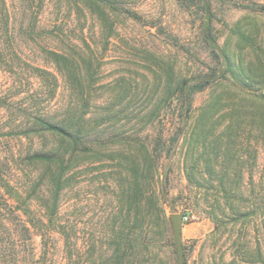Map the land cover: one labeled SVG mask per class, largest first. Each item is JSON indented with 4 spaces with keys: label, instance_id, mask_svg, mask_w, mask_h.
Here are the masks:
<instances>
[{
    "label": "rangeland",
    "instance_id": "1",
    "mask_svg": "<svg viewBox=\"0 0 264 264\" xmlns=\"http://www.w3.org/2000/svg\"><path fill=\"white\" fill-rule=\"evenodd\" d=\"M108 1L96 7L88 0H5L0 264H113L117 255L123 264H177L175 213L195 217L183 224L185 264H264V213L250 222L224 219L217 227L207 201L195 195V180L187 178L190 171L196 178L208 172L199 158L202 147L190 150L192 134H204L210 143L231 133L240 165L220 160L213 169L243 172L242 188L254 190L256 198L242 205L261 201L264 0ZM46 50L82 65L88 104ZM202 77L222 80L196 94L192 118L181 131L174 105H163L166 83ZM74 109L84 114L86 139L96 142L99 154L83 155L56 203L47 167L30 156L62 142L41 127L39 117L61 121ZM135 139L150 147L156 139L165 143L154 188L163 213L142 208L139 227L123 192Z\"/></svg>",
    "mask_w": 264,
    "mask_h": 264
},
{
    "label": "trees",
    "instance_id": "2",
    "mask_svg": "<svg viewBox=\"0 0 264 264\" xmlns=\"http://www.w3.org/2000/svg\"><path fill=\"white\" fill-rule=\"evenodd\" d=\"M88 1L92 2L96 7H99V4H107V2H109L108 0ZM5 6V0H0V16L1 19H5L8 24L9 15L7 14ZM261 10L264 12V7H262ZM206 38L210 45L215 43V40H213L209 33L206 35ZM45 52L52 58L56 67L61 72L65 73L70 78H74H69L70 80H68L77 84L81 89L79 93L80 99L88 104L89 100H87L85 96L82 80L79 79V72L82 65L78 62L69 60L66 56L58 52L51 50H46ZM227 68L229 69L230 66ZM221 80L222 79L202 77L195 83H192L188 79H182L178 82L172 80L167 81L166 87L169 90V94L163 100V105L167 103L168 110H171L174 105V111H178L180 122L183 123V126L180 128L181 131L185 129L190 118H192V109L196 94ZM263 98L264 96L262 99ZM74 111L76 110H73L72 114L74 116H69L61 121L39 117L38 121L41 127L59 136L62 142L54 151L37 152L30 156L33 162L47 167L48 170L46 174L50 177L54 187L53 194L56 203L60 194L67 186V180L69 179L68 175L84 163L85 157H83V155L88 154L95 156L99 154V149L95 147L96 142L90 143L86 139L88 134L84 129L85 127L82 125L83 121L81 122L84 118V114L79 113V111ZM192 136L190 150L195 151L198 150L200 146L202 147V153L199 158L205 161L208 172L196 178V175H193V171H190L187 178L190 183H193L195 180V188L197 189L195 195L207 201L208 215L215 222V225L219 227L224 222V219L233 221L235 224L240 220H248V222H250V220L255 218L259 213H264V202H262L264 200V193L262 192L257 194L258 198L260 196L261 200H259V203L255 202L252 207L242 205L256 198L254 190L249 193L243 190V172L234 171L231 173L229 169L225 168L221 170V172L216 173L213 169L214 166L221 161H231L229 166L240 165V156L233 144V135L230 133L226 141L222 139V137L218 141L210 143L208 137L204 134ZM134 144V149L129 153L130 167L128 169V176L130 177L128 185L123 192L129 204V208L131 210H136V226L139 227L142 226L139 225L140 222H142L139 219L142 208L152 206L159 217L163 213V210L157 203L158 199L154 188L157 180L158 163L165 150V143L156 139L150 147L139 139H135ZM212 152L216 153L213 158L211 157ZM97 160L98 157L93 158L91 163H95ZM225 165L226 162L224 166ZM252 178L251 176V181ZM213 182L219 184L217 189L207 187L206 184ZM185 215L186 214H184V216ZM119 248H122V244L119 245ZM69 257L72 260V255H69ZM123 263L124 260L122 256H115L113 264ZM233 263H235V261H233Z\"/></svg>",
    "mask_w": 264,
    "mask_h": 264
},
{
    "label": "water",
    "instance_id": "3",
    "mask_svg": "<svg viewBox=\"0 0 264 264\" xmlns=\"http://www.w3.org/2000/svg\"><path fill=\"white\" fill-rule=\"evenodd\" d=\"M172 223V230L175 241V248L177 253V264H185V254L183 248V224L184 214L175 213L170 215Z\"/></svg>",
    "mask_w": 264,
    "mask_h": 264
},
{
    "label": "built area",
    "instance_id": "4",
    "mask_svg": "<svg viewBox=\"0 0 264 264\" xmlns=\"http://www.w3.org/2000/svg\"><path fill=\"white\" fill-rule=\"evenodd\" d=\"M192 219H195V217L193 215H185L184 216V221H189V220H192Z\"/></svg>",
    "mask_w": 264,
    "mask_h": 264
}]
</instances>
